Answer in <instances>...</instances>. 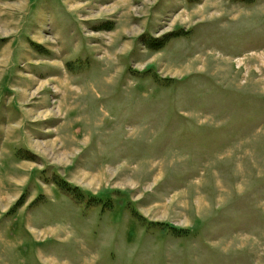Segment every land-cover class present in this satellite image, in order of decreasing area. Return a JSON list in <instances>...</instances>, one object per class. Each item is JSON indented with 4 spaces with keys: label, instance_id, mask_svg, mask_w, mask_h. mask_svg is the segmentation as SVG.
Here are the masks:
<instances>
[{
    "label": "rangeland",
    "instance_id": "1",
    "mask_svg": "<svg viewBox=\"0 0 264 264\" xmlns=\"http://www.w3.org/2000/svg\"><path fill=\"white\" fill-rule=\"evenodd\" d=\"M0 264H264V0H0Z\"/></svg>",
    "mask_w": 264,
    "mask_h": 264
}]
</instances>
